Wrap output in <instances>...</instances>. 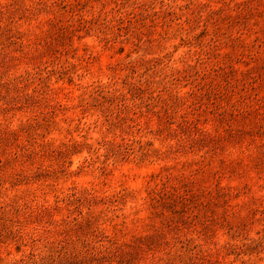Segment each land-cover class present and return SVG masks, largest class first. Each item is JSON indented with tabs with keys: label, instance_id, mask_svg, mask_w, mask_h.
<instances>
[{
	"label": "rangeland",
	"instance_id": "374dc122",
	"mask_svg": "<svg viewBox=\"0 0 264 264\" xmlns=\"http://www.w3.org/2000/svg\"><path fill=\"white\" fill-rule=\"evenodd\" d=\"M0 264H264V0H0Z\"/></svg>",
	"mask_w": 264,
	"mask_h": 264
}]
</instances>
